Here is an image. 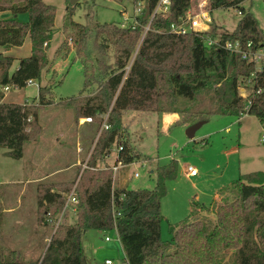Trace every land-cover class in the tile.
Instances as JSON below:
<instances>
[{
	"label": "trees",
	"instance_id": "1",
	"mask_svg": "<svg viewBox=\"0 0 264 264\" xmlns=\"http://www.w3.org/2000/svg\"><path fill=\"white\" fill-rule=\"evenodd\" d=\"M197 1L171 0L168 15H155L145 35L143 26L149 22L157 0H147L134 28L113 22L88 26L70 21L67 40L60 47L68 51L67 41L71 43L82 65L84 83L79 97L68 99V104L75 108L77 118L91 117L99 129L105 121L108 127L100 129L87 167L80 174L81 167L78 169V180L61 190L68 192L76 185L74 223L64 219L52 233L43 257L35 261L0 246V264H86L81 237L90 229H115L126 264H219V254L228 249L233 250L235 264H264L263 171L240 174L230 188V199H215L208 206L194 202L189 218L179 226H170L171 238L163 241L161 199L166 192L165 180L176 176L177 164L157 167L153 189L114 188L110 169H92L100 167L114 145L118 150L116 162L126 164L138 158L121 117L126 110H161L160 103L159 107L154 104L158 96H166L165 87L160 86L163 77L172 93L187 99L201 90L212 92L215 107L203 118L207 114L239 117L248 113L259 119L264 130V72L250 77L254 69L251 63L220 47L205 45L202 35L167 32L172 22L188 12H197ZM243 1L206 0L210 14L214 9L229 7L241 12L233 30L227 31L212 20L207 33L221 41H252L264 48V30L249 10L240 7ZM0 12L9 13L0 18V47L8 50L20 46L26 37L30 41L29 55L20 58L12 71L14 58L0 51V86L23 88L48 69L47 48L53 37L55 7L43 0H0ZM21 13L27 14V20L19 19ZM180 48L187 49L188 63L179 69L168 61ZM246 78L251 84L244 97L239 88ZM49 93V83L39 87L38 104H29L6 102L0 91V147L8 149L9 156H22L23 144L31 138L27 126L38 128L37 106L52 102ZM37 204L38 222L52 228L63 206L61 193L44 187L37 195ZM198 208L207 212V219L192 220Z\"/></svg>",
	"mask_w": 264,
	"mask_h": 264
},
{
	"label": "rangeland",
	"instance_id": "2",
	"mask_svg": "<svg viewBox=\"0 0 264 264\" xmlns=\"http://www.w3.org/2000/svg\"><path fill=\"white\" fill-rule=\"evenodd\" d=\"M43 1L55 7L53 37L47 48L48 69H43L40 79L25 87L11 88L4 101L38 104L39 87L49 83L47 97L52 102L37 106L38 128L32 124L27 126L31 138L23 144L20 158L9 156L8 149L0 147V246L20 251L24 259L32 261L43 257L52 230L38 222V193L44 187L62 193L63 188L77 179V165H69L76 158L83 160L93 149L99 130L93 122L81 123L75 108L68 104V99L79 97L84 76L71 43L67 41L68 51L60 45L67 40L70 21L88 26L95 22L119 24L123 15L131 16L134 9L133 0H77L74 4L70 0ZM200 1H197L196 10ZM240 7L249 10L264 30V0H244ZM7 16L8 12H0V18ZM210 16L214 24L231 31L241 13L236 7L217 8ZM19 19L27 20V14L21 13ZM91 45L89 39V49ZM0 51L14 58L12 71L20 58L29 55V38L8 50L0 47ZM187 54L186 48H180L168 62L180 69L188 63ZM109 55L112 60V54ZM164 78L160 86L165 87L166 96H158L154 104L159 107L160 103L161 110H126L121 117L138 158L126 164L116 162L118 150L114 145L99 166L109 167L114 188L153 189L157 167L177 164L176 176L165 180L166 192L161 199L164 216L160 226L161 239L169 241V227L186 221L194 202L208 206L215 196L219 201L230 199V188L240 174L255 170L264 172V130L259 119L248 113L239 117L207 114L203 118L205 112L215 107L212 92L201 90L193 99H187L172 93ZM239 92L246 95L249 89H239ZM201 119L206 122L189 138L187 127ZM77 145L82 148L78 154ZM114 164L117 170L113 172L110 166ZM187 165L195 168V175L187 172ZM70 208L64 222L74 223L76 218ZM198 209L190 218L207 219V212ZM210 215L212 218L213 214ZM81 245L86 264H104L105 259H110L112 264H126L115 230H87L81 237ZM218 260L219 264H235L233 250H224Z\"/></svg>",
	"mask_w": 264,
	"mask_h": 264
},
{
	"label": "built area",
	"instance_id": "3",
	"mask_svg": "<svg viewBox=\"0 0 264 264\" xmlns=\"http://www.w3.org/2000/svg\"><path fill=\"white\" fill-rule=\"evenodd\" d=\"M170 2L171 0H157L151 12L149 22L143 26L142 35H145V33L148 30H150V22L155 15H160L162 17H166L168 15L169 10H170ZM133 3H134L133 14L131 16L123 15L121 22L118 24L120 27L130 26L134 28L136 25H138V16H140L143 9L148 4L147 0H133ZM205 5H206V0H201L200 3L198 4L197 12L195 13L188 12L185 17H181L178 21L172 22L169 25L167 32L175 34V35H183L187 33H194L196 35H202L201 37L204 39L205 45L220 47L224 49L225 51L231 54H236L240 56L241 59L251 63L254 69L250 77H254V75H256L258 72H264V48L262 47V45L254 44L252 41L243 42V41H240L239 39H229L226 41H221L219 37H213L207 33V31H209L211 27L210 23L212 20H211L209 11L205 8ZM238 12L241 13L239 10ZM32 81L33 80H29L28 83H31ZM250 84H251L250 78H246L239 89H242V90L249 89L247 88V86H249ZM11 88L12 87L8 85L0 86V91H2L5 95ZM240 95L244 97L246 96L245 94H241V93ZM248 103L249 101L247 102V105ZM83 122L90 123L92 122V119L91 117H84ZM107 127H108L107 124L105 123V121H103L100 129L107 128ZM100 129L98 130L97 136L99 134ZM90 153L88 154L84 162L80 164L81 169H80L79 174L81 173L82 169L87 167V159ZM117 162L120 163L119 161ZM98 168L107 169L109 167H106V166L94 167L92 169H98ZM110 168L114 172L117 170V165L114 164L113 166H110ZM186 170L190 175L196 174L195 168L191 165H187ZM79 174L77 176V179L79 177ZM75 186L76 185L74 184L68 192L61 193L63 197V206L57 218L52 222V233L55 231L57 226L64 219H66V216L68 215L67 212H68L69 206H71L70 209L72 213L76 212L77 199L75 196ZM105 240L108 241L109 238L106 236ZM104 264H112V262L110 259H105Z\"/></svg>",
	"mask_w": 264,
	"mask_h": 264
},
{
	"label": "crops",
	"instance_id": "4",
	"mask_svg": "<svg viewBox=\"0 0 264 264\" xmlns=\"http://www.w3.org/2000/svg\"><path fill=\"white\" fill-rule=\"evenodd\" d=\"M81 123H89V122H83V118H81ZM92 123V122H91ZM81 150H82V148H81V146H79V145H77V149H76V152H77V154H78V152L79 153H81ZM92 150V148L87 152V154H86V156H85V158L83 159V160H80L79 158H76V160H75V162H73V163H71L69 166L70 167H72V166H76L77 165V176H78V168L80 167V164L82 163V162H84V160L87 158V156H88V154L90 153V151ZM235 149H232L231 151H234ZM82 161V162H81ZM114 183V182H113ZM217 200L218 198H217V196H215L214 198H213V200ZM74 216H75V213H74ZM67 217H68V215L66 216V219H67ZM51 235H52V230H51ZM51 235L49 236V238H48V241L50 240V237H51Z\"/></svg>",
	"mask_w": 264,
	"mask_h": 264
},
{
	"label": "water",
	"instance_id": "5",
	"mask_svg": "<svg viewBox=\"0 0 264 264\" xmlns=\"http://www.w3.org/2000/svg\"><path fill=\"white\" fill-rule=\"evenodd\" d=\"M77 0H70V3L71 4H74ZM206 122L205 119H201V120H198L192 124H190L187 129H186V135L189 137V138H192L195 131L201 126L203 125L204 123Z\"/></svg>",
	"mask_w": 264,
	"mask_h": 264
}]
</instances>
